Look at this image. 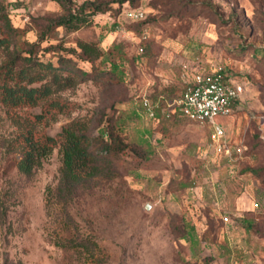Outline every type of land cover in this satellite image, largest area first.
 <instances>
[{"label": "rangeland", "instance_id": "obj_1", "mask_svg": "<svg viewBox=\"0 0 264 264\" xmlns=\"http://www.w3.org/2000/svg\"><path fill=\"white\" fill-rule=\"evenodd\" d=\"M66 1L0 0V17L12 27V52L61 44L45 59L60 53L86 74L56 95L69 110L33 130L55 136L83 120L106 166L73 193L61 190L57 149L30 175L19 173L13 141L40 109L0 106V264H264V0ZM86 1L110 10L39 43L50 21ZM126 7L144 18L123 20ZM80 42L101 56L87 62L66 52ZM219 69L244 88L219 118L227 151L175 104L184 71Z\"/></svg>", "mask_w": 264, "mask_h": 264}, {"label": "trees", "instance_id": "obj_2", "mask_svg": "<svg viewBox=\"0 0 264 264\" xmlns=\"http://www.w3.org/2000/svg\"><path fill=\"white\" fill-rule=\"evenodd\" d=\"M51 1L63 7H67L69 3L66 0ZM108 10H110L108 4L98 6L89 1L75 8L66 9L64 15L50 21L46 31L39 35V43L51 39L49 32L52 29L61 28L75 32L90 26L97 13ZM0 24V35L3 36L0 38V48L4 52L0 60V106L8 113L16 109H40L39 113L30 116L27 120V128L17 134L13 141L19 153L16 168L19 173L28 176L41 167L53 150L57 149L61 158L59 179L61 190L73 193L77 186L100 175L103 167L106 166V159L93 151V144L98 139L88 134L87 123L79 119L63 124L55 136L37 135L33 126L44 121L51 114L66 113L69 104L56 95L74 88L86 79V74L77 68L69 57H62L60 53L45 59V54L50 49L64 51L61 44L47 45L38 49L35 43L23 54L12 52L9 38L12 27L6 15L0 17ZM77 48L78 51L68 49L66 52L78 60L87 62L101 56V50L95 44L80 42ZM111 138L110 136V140ZM101 148L106 153L111 151L107 143L101 144Z\"/></svg>", "mask_w": 264, "mask_h": 264}, {"label": "built area", "instance_id": "obj_3", "mask_svg": "<svg viewBox=\"0 0 264 264\" xmlns=\"http://www.w3.org/2000/svg\"><path fill=\"white\" fill-rule=\"evenodd\" d=\"M120 16L126 21L140 22L144 18V12L141 9H124ZM181 81L184 89L175 100L178 110L188 119L208 125L214 143L227 151L225 129L218 119L232 113L244 91L242 84L227 79L221 69L214 72L196 71L193 74L184 71ZM143 105L149 116H153L149 101L145 99Z\"/></svg>", "mask_w": 264, "mask_h": 264}, {"label": "crops", "instance_id": "obj_4", "mask_svg": "<svg viewBox=\"0 0 264 264\" xmlns=\"http://www.w3.org/2000/svg\"><path fill=\"white\" fill-rule=\"evenodd\" d=\"M202 71H205V70H202ZM238 102H239V101H237L236 104H237ZM236 104H235V105H236ZM218 122H219V119H218ZM219 123H220V122H219ZM221 124H222V123H221ZM222 125H223V124H222ZM223 127H224V126H223Z\"/></svg>", "mask_w": 264, "mask_h": 264}]
</instances>
